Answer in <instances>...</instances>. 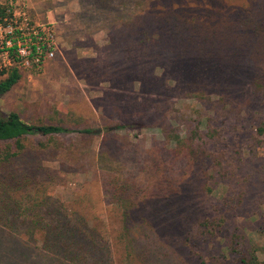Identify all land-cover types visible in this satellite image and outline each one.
<instances>
[{
  "label": "rangeland",
  "instance_id": "rangeland-1",
  "mask_svg": "<svg viewBox=\"0 0 264 264\" xmlns=\"http://www.w3.org/2000/svg\"><path fill=\"white\" fill-rule=\"evenodd\" d=\"M0 3L22 33L0 28V114L71 131L12 168L97 235L80 264H264V0ZM36 29L49 51L9 66Z\"/></svg>",
  "mask_w": 264,
  "mask_h": 264
},
{
  "label": "trees",
  "instance_id": "trees-1",
  "mask_svg": "<svg viewBox=\"0 0 264 264\" xmlns=\"http://www.w3.org/2000/svg\"><path fill=\"white\" fill-rule=\"evenodd\" d=\"M12 15V8L7 3H0L1 29L8 28L7 21L12 19ZM15 28V25H11V34L17 35L19 32ZM34 42L36 39L32 38V54ZM11 43L7 50L13 57L15 40L12 39ZM2 46L5 48L4 44ZM0 77H3L0 80L1 98L20 80V74L12 66L0 71ZM70 132L58 125L27 123L15 112L4 116L0 114V143L13 144L12 150L0 152V264H80L86 262L88 248H95L98 237L88 229L87 223L78 213L66 211L58 200L47 197L36 179L29 181L25 172L18 176L12 168L13 159L25 149L22 141L28 137H48ZM79 132L91 135L99 134L102 130L86 128ZM39 251L44 252L43 257L50 258H41ZM241 261L255 264V257H250V261Z\"/></svg>",
  "mask_w": 264,
  "mask_h": 264
},
{
  "label": "built area",
  "instance_id": "built-area-1",
  "mask_svg": "<svg viewBox=\"0 0 264 264\" xmlns=\"http://www.w3.org/2000/svg\"><path fill=\"white\" fill-rule=\"evenodd\" d=\"M12 20V19H11ZM11 20H10V22H11ZM11 28V24L9 23V25H8V28ZM16 29V28H15ZM12 30V29H11ZM17 30V29H16ZM10 33H8V34H11V31H9ZM19 32V31H18ZM32 32V35H30V36H32V37H29V38H27V39H20V37L18 36L16 39H15V45H16V50H15V54H14V58L12 57V62H10V57H9V55H10V53H9V51L7 50L8 48H10L11 47V45H12V43H11V39H6V40H4L3 41V43L2 44H4V47L5 48H3V46H2V49H3V51H2V53H3V56H5V58H6V61H7V64L10 66V64H14V61L13 60H15V62H17V60L18 59H20V58H24V59H28V58H32V60H33V62L35 63V64H39L40 63V61H41V58H43L44 57V55L49 51V49L51 48L50 46H49V44H51V42L50 43H48V39H44L43 37H42V35L43 34H47V32H48V29H36V30H32L31 31ZM18 34H22V33H18ZM17 34V35H18ZM48 36H49V34H47ZM28 36V35H27ZM36 39V42H34V44H33V46H34V53L32 54L31 53V49H30V45H32L31 44V39ZM20 41H24V44L26 43V44H28V48H29V51H27L26 50V47H22V43H20ZM45 45L47 46V48L45 47ZM11 56V55H10ZM10 62V63H9Z\"/></svg>",
  "mask_w": 264,
  "mask_h": 264
}]
</instances>
